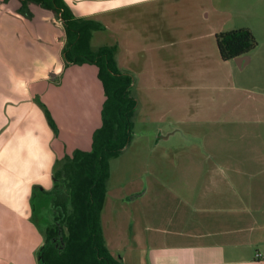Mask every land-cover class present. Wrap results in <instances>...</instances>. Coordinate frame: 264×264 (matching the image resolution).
<instances>
[{"label": "crops", "instance_id": "crops-1", "mask_svg": "<svg viewBox=\"0 0 264 264\" xmlns=\"http://www.w3.org/2000/svg\"><path fill=\"white\" fill-rule=\"evenodd\" d=\"M63 1L75 17L100 23L104 30L98 32L113 28V45L118 52L121 42L118 34L123 23L130 22L131 42L139 45V35L133 34L139 33V21L158 12L166 17L177 0ZM18 7L19 0L8 3L0 0V264H39L43 234L34 220L32 195L35 189L44 192L52 187L56 160L64 153L90 149L93 130L101 123L99 115L104 96L95 67L65 64L61 53L63 28V39H60L53 15L31 7L33 18L26 20L16 13ZM202 25L167 27L162 39L168 48V63L181 58L185 64L193 65L190 69H195L196 63L202 66L216 60L223 64L232 61H222L217 49L215 35L223 31L214 28L204 32ZM146 28L155 31L150 20ZM98 32L92 34L91 41ZM142 39L149 41L148 36ZM27 47L31 49L29 57ZM116 61L118 68L127 73L118 58ZM70 70L73 71L69 73ZM62 79L69 80L72 97L65 99L66 108L60 114L61 106L49 89ZM82 92H89V97L91 92L98 101L91 104L89 99L77 97ZM44 109L56 126L55 133ZM91 110L96 121L94 126ZM74 113L83 131L68 144L65 118L69 121ZM187 190L188 194L173 193L171 197L176 203L171 202L169 206L165 205L164 198L157 196L156 203L164 210L170 208L169 212L161 215L153 203L142 235L132 227L129 236L124 213L109 203L107 191L100 221L111 255L122 264H264V238L252 240V231L260 227L264 230V223L254 225L255 220L250 217L251 200L246 202L240 198L235 187ZM137 195L134 193L133 198Z\"/></svg>", "mask_w": 264, "mask_h": 264}, {"label": "rangeland", "instance_id": "rangeland-1", "mask_svg": "<svg viewBox=\"0 0 264 264\" xmlns=\"http://www.w3.org/2000/svg\"><path fill=\"white\" fill-rule=\"evenodd\" d=\"M157 15L159 12L139 21V33L133 32L139 35V45L131 42L130 22L123 23L118 34L121 42L116 59L133 78L135 86L130 95L136 100V108L131 140L109 162V203L124 213L128 236L132 227L142 235L157 196L169 206L176 203L172 195L188 194L189 188L199 187L201 191L204 187H235L240 198L252 201L250 217L254 225L262 226L264 0H177L166 17ZM53 19L59 28L57 35L63 39L62 24L54 16ZM148 20L155 25V31L147 30ZM194 23H203L204 32L214 28L223 32L249 30L256 47L246 55V65L239 68L234 60L228 64L216 60L202 66L196 63L195 69H190L193 65L185 64L181 58L168 63V48L162 39L167 27ZM143 36H148L149 41ZM114 39L113 28L98 32L91 41L92 49L111 46ZM26 49L29 57L31 49ZM70 86L69 80L62 79L49 89L61 106L60 114L66 108L65 99L72 97ZM83 87L87 88V84L83 83ZM77 97L89 99L91 104L98 101L91 92L90 97L89 92ZM90 117L94 126L92 110ZM65 122L70 144L81 135L82 125L77 123L75 113ZM134 193H138L135 198ZM156 205L161 215L169 212L170 208L164 210L159 203ZM252 232V240L264 238L261 227Z\"/></svg>", "mask_w": 264, "mask_h": 264}, {"label": "trees", "instance_id": "trees-1", "mask_svg": "<svg viewBox=\"0 0 264 264\" xmlns=\"http://www.w3.org/2000/svg\"><path fill=\"white\" fill-rule=\"evenodd\" d=\"M31 7L48 11L61 22L65 64L95 67L104 96L101 123L92 134L90 149L64 153L56 160L52 187L44 192L35 189L32 195L34 220L43 234L39 264H122L106 246L100 215L109 162L131 140L136 108V100L130 95L133 78L118 68L115 45L92 49V34L104 30L100 23L75 17L63 0H19L16 13L31 20ZM215 40L222 61L247 55L256 47L247 29L221 32ZM44 114L55 133L56 126L46 109Z\"/></svg>", "mask_w": 264, "mask_h": 264}, {"label": "flooded vegetation", "instance_id": "flooded-vegetation-1", "mask_svg": "<svg viewBox=\"0 0 264 264\" xmlns=\"http://www.w3.org/2000/svg\"><path fill=\"white\" fill-rule=\"evenodd\" d=\"M245 56H246V55H244V56H240V57H245ZM240 57H237V58H240ZM235 59H236V58H234V59H232V60L235 61ZM229 61H230V60H229ZM246 61H247V60H246ZM246 61H245V60H242V61H241V65H239V64L237 63V61H235V62L237 63V65L239 66V68H242Z\"/></svg>", "mask_w": 264, "mask_h": 264}, {"label": "water", "instance_id": "water-1", "mask_svg": "<svg viewBox=\"0 0 264 264\" xmlns=\"http://www.w3.org/2000/svg\"><path fill=\"white\" fill-rule=\"evenodd\" d=\"M242 60H245L246 61L247 60V57L245 56V57H240V58H236L235 59V61H237V63L240 62V61H242ZM38 260L39 261L41 260V257L40 256L38 257Z\"/></svg>", "mask_w": 264, "mask_h": 264}, {"label": "built area", "instance_id": "built-area-1", "mask_svg": "<svg viewBox=\"0 0 264 264\" xmlns=\"http://www.w3.org/2000/svg\"><path fill=\"white\" fill-rule=\"evenodd\" d=\"M256 257H260V255L259 254H256Z\"/></svg>", "mask_w": 264, "mask_h": 264}]
</instances>
